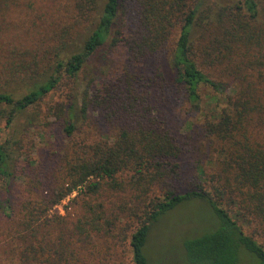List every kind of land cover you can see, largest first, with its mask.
I'll return each mask as SVG.
<instances>
[{"label":"trees","instance_id":"1","mask_svg":"<svg viewBox=\"0 0 264 264\" xmlns=\"http://www.w3.org/2000/svg\"><path fill=\"white\" fill-rule=\"evenodd\" d=\"M96 1L73 0L76 26L66 27L65 39L45 47L46 73L17 98L0 93V103L10 105L0 116L8 124L60 79L70 84L65 117L61 106L51 111L64 123L67 137L64 177L57 186L28 180L14 188L17 142L0 143V180L5 182L0 221L10 249L3 253L16 256L8 264H80L94 244L106 241L126 243L131 264H149L143 245L151 224L191 198L205 201L218 224L182 241L189 262L264 264V246L237 222L247 215L264 226V0H138L136 15L133 7H123L125 0H102L91 18ZM9 2L17 4L0 0V6ZM119 46L129 68L96 84L103 57ZM158 51L168 54L163 67L153 64ZM35 59L31 56L20 69L27 78L37 76ZM88 63L92 76L81 85L78 75ZM11 64L0 82L14 76ZM201 88L209 89L202 108ZM184 102L197 111L204 159H194L195 180L176 191L173 182L185 150L172 126L173 112ZM95 104L107 107V121L115 118L118 129L109 139L76 140L77 119ZM72 192L78 211L70 217L65 206V233L56 234L57 222L47 210ZM125 216L134 223L124 243L119 221Z\"/></svg>","mask_w":264,"mask_h":264},{"label":"rangeland","instance_id":"2","mask_svg":"<svg viewBox=\"0 0 264 264\" xmlns=\"http://www.w3.org/2000/svg\"><path fill=\"white\" fill-rule=\"evenodd\" d=\"M16 1V5L9 2L6 6H0V74L6 71L10 63H12L11 68H14L15 72L14 76L6 75L8 78H4L0 82V93L7 91L13 98L25 93L26 88L31 86L33 81L38 80L42 74L46 73L48 58L44 50L45 47L58 38L65 39L66 27L76 26L75 17H72L75 13L72 9L73 0ZM206 1L214 0H205V3H207ZM217 1L221 4L228 2V0ZM101 2L102 0L96 1L97 8L90 11L91 18L99 11ZM138 4V0H125L123 7L126 9L133 7L134 15H136L139 9ZM262 17L264 18V12H262ZM82 20L80 19L81 22H83ZM80 30L79 28L78 32L82 31ZM33 55L36 56V59L32 70L37 73V76L27 78L20 69ZM167 55L164 51L159 52L156 55V61H153L154 67L158 65L163 67L167 63ZM103 60L105 63L100 66L102 72H95V83L102 78H112L124 66L129 68L130 65L122 46L109 52L107 57H103ZM89 64L85 65L78 75V78L81 77V85L92 76L89 73ZM146 67V65H139V68H143V70ZM96 84L94 86H97ZM69 86L67 80L60 79L56 86L39 101L17 111L10 123H5V118L0 117V143L8 138L15 139L17 142L13 146L15 160L12 168H14V173L10 183L17 190L28 180L53 188L63 179L62 171L65 164L62 163L65 160L67 137L63 130L64 123L61 119L55 118L51 111L54 107L61 106L65 117V95ZM226 91H229V88ZM208 92V88L199 90L200 108L205 106L204 102L207 99L205 93ZM96 106V104L90 105L83 117L77 119L72 136L76 140L85 139V142L89 143L96 139L108 138L114 135L118 129L120 123L113 122L115 118L107 121L106 113L109 114L107 107L104 104ZM9 109L10 105L0 103V116L4 112H8ZM173 114L176 123L172 126L177 132L176 138L181 141L180 148L185 150L178 160L180 173L178 179L173 182V188L176 191H182L195 180L196 169L193 161L198 156H202L204 159V152L201 150L205 144L203 133L199 130L197 111L193 107L184 102L181 106H177ZM261 132L263 137L264 128ZM204 163L208 164L206 161ZM4 186L5 182L0 180V197ZM74 196L75 192H72L59 204L53 205L47 210V217L53 216L57 222V225L53 226L56 227V234L59 231L65 233V206L70 212V217L78 211L79 199ZM231 213L233 214V211ZM119 215L122 213L119 212ZM237 220L246 235L264 246V226L262 224L247 215L238 216ZM119 223L123 225L119 234L122 238L125 236V243L134 221L125 216L120 218ZM217 224V217L205 201L196 198L181 201L172 209L161 214L151 224L143 245V252L148 263L196 264L185 258L182 241L211 231ZM4 227L5 223L0 221V259H2L0 264H8L9 260L16 259V256H12L10 253H3V251L10 250L5 245ZM106 242L94 244L92 252H86L80 264H131L129 247L126 243Z\"/></svg>","mask_w":264,"mask_h":264}]
</instances>
